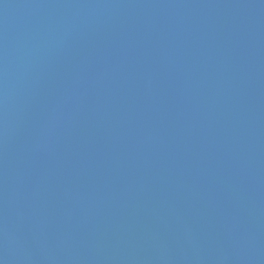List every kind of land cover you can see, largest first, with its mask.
Returning <instances> with one entry per match:
<instances>
[{
	"label": "water",
	"instance_id": "obj_1",
	"mask_svg": "<svg viewBox=\"0 0 264 264\" xmlns=\"http://www.w3.org/2000/svg\"><path fill=\"white\" fill-rule=\"evenodd\" d=\"M0 264H264V0H0Z\"/></svg>",
	"mask_w": 264,
	"mask_h": 264
}]
</instances>
